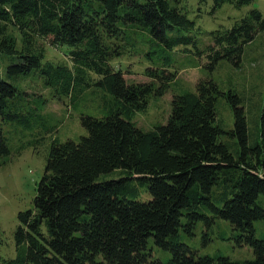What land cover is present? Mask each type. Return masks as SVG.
Masks as SVG:
<instances>
[{
	"label": "trees",
	"instance_id": "1",
	"mask_svg": "<svg viewBox=\"0 0 264 264\" xmlns=\"http://www.w3.org/2000/svg\"><path fill=\"white\" fill-rule=\"evenodd\" d=\"M186 1L0 0V166L26 149L47 153L32 206L9 236L0 229V264H264V101L253 115L213 76L221 62L241 65L264 15L250 9L202 42ZM253 1L196 0L212 12ZM47 48L63 58L47 59ZM133 57L150 65L149 82L127 83L113 65ZM187 68L207 73L194 90L172 72ZM169 88L167 121L138 127L135 116ZM88 91L102 95L97 116L86 113ZM219 99L233 111L228 132ZM60 100L76 114L84 104L78 139L57 136L62 120L47 106ZM181 234L253 258L199 256Z\"/></svg>",
	"mask_w": 264,
	"mask_h": 264
},
{
	"label": "rangeland",
	"instance_id": "2",
	"mask_svg": "<svg viewBox=\"0 0 264 264\" xmlns=\"http://www.w3.org/2000/svg\"><path fill=\"white\" fill-rule=\"evenodd\" d=\"M187 17L196 23L197 32L200 34L202 42L205 35L222 29H230L235 22L244 16L248 10L257 9L264 15V0H254L253 3L241 10L234 9L230 6H223L221 9L212 12L210 3L208 5H199L196 0H187L185 2ZM131 32V31H129ZM132 37L133 34H130ZM46 58L50 60H60L62 54L57 49L47 48ZM190 61L189 58H182ZM116 68L122 70L123 76L127 83H143L149 82L143 74L145 68L150 67L142 58H121L113 62ZM171 72V71H170ZM176 80L180 81L185 88L194 90L198 80L205 78L207 73L201 72L197 68H187L176 71ZM214 79L220 89L227 93L229 90L237 93L242 98L244 110L251 112L253 115L257 113V109L262 106L264 101V33L258 34L256 38L244 48V54L241 65L236 69L226 62H221L213 73ZM29 90L26 93L29 94ZM176 90L169 88L164 95L149 103L145 113H139L135 116L134 121L137 126L148 131L156 124H164L170 115V104ZM88 102L86 105V113L88 115H98V110L94 109L99 106L102 95L98 92L93 94L87 92ZM84 104L80 103L77 114L70 109V106L64 101L50 102L47 111L59 116L62 120L61 127L57 133L60 140L65 142L66 139L75 140L74 137L84 133L80 125L78 112ZM254 108H251L253 107ZM90 111H94L90 113ZM96 111V112H95ZM216 114L218 124L224 131H230L233 127V111L225 99H219L216 106ZM253 132V128L251 129ZM223 142L232 143L234 139L224 136ZM48 144V142L46 143ZM45 144V145H46ZM233 144V143H232ZM19 157L15 155L11 157L10 162L5 166H0V229L4 235L9 236L16 225V217L19 211H24L32 206L34 190L37 182L41 178L45 166L44 149H26L21 152ZM258 236L264 239V234L259 233ZM187 236L181 234L178 241L187 244L190 249L199 256L214 255L216 249H221L223 256L232 259H252L253 254L247 247H232L221 244L222 242L212 240L208 245H201L200 236L196 238L186 239ZM193 240V241H192ZM149 251L157 259L166 263L170 259L169 252L161 251L154 247L152 240L148 242ZM155 260V257H152Z\"/></svg>",
	"mask_w": 264,
	"mask_h": 264
}]
</instances>
